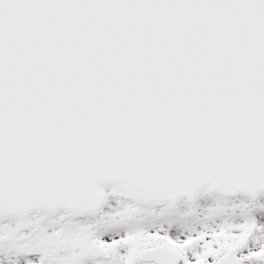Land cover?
I'll return each mask as SVG.
<instances>
[{"label":"snow or ice","instance_id":"1","mask_svg":"<svg viewBox=\"0 0 264 264\" xmlns=\"http://www.w3.org/2000/svg\"><path fill=\"white\" fill-rule=\"evenodd\" d=\"M0 264H264V0H0Z\"/></svg>","mask_w":264,"mask_h":264}]
</instances>
